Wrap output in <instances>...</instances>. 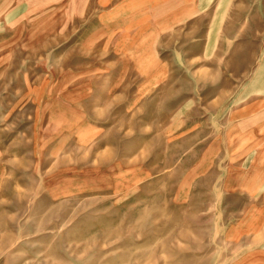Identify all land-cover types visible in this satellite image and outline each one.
Returning a JSON list of instances; mask_svg holds the SVG:
<instances>
[{"label": "rangeland", "instance_id": "1", "mask_svg": "<svg viewBox=\"0 0 264 264\" xmlns=\"http://www.w3.org/2000/svg\"><path fill=\"white\" fill-rule=\"evenodd\" d=\"M263 101L264 0H0V264H264Z\"/></svg>", "mask_w": 264, "mask_h": 264}, {"label": "crops", "instance_id": "2", "mask_svg": "<svg viewBox=\"0 0 264 264\" xmlns=\"http://www.w3.org/2000/svg\"><path fill=\"white\" fill-rule=\"evenodd\" d=\"M260 109H263V110L260 111ZM254 110L258 111L257 112V116L255 117V122H259V123H263L264 124V101H263V103H257V104L255 103ZM246 111H248L247 113H249L248 116H247L248 117V122H251L252 121L251 120L252 116H250V114L252 112L251 107H248L246 109L245 108L242 109L241 113H245ZM258 118H260V119H258ZM258 185L259 184H257V186L253 185V187H258ZM263 186H264V182H263Z\"/></svg>", "mask_w": 264, "mask_h": 264}]
</instances>
